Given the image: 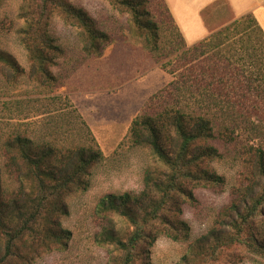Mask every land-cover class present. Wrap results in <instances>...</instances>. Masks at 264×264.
Segmentation results:
<instances>
[{
  "label": "trees",
  "instance_id": "obj_1",
  "mask_svg": "<svg viewBox=\"0 0 264 264\" xmlns=\"http://www.w3.org/2000/svg\"><path fill=\"white\" fill-rule=\"evenodd\" d=\"M114 1L131 13L136 34L145 39L154 55L159 60L167 58L158 22L147 16L146 8L142 10L148 0ZM165 8L175 23L166 4ZM55 13L81 28L87 54L101 56L109 40L92 16L72 0H24L21 33L32 62V76L41 82L55 79L50 67L62 53L48 31ZM176 30L182 36L178 27ZM171 55L174 57L163 64V69L173 79L150 97L129 132L132 146L149 148L168 170L158 177L153 170L147 171L140 193L108 194L100 202L101 213H115L134 226L127 238L114 226L105 230V241L123 252L121 264H135L140 243L146 238L156 240L157 235L150 231L154 222L162 223L169 237L181 239L167 212L181 211L180 197L194 198L189 184H222L224 177L203 164L223 160L233 146H240L234 160L240 163L243 178L239 200L245 206L238 213L244 221L264 215V106L258 100L249 106L243 99L223 96L230 83H237L233 90L243 86L245 62L254 68L252 75L256 76L249 79V89L261 91L263 28L252 14H246L192 46L188 47L183 37ZM0 73L9 82L18 81L25 75V68L10 52L0 50ZM256 82L259 84L254 86ZM243 131L261 135V141L255 143V137L247 144L241 142ZM3 146V167L16 187L4 186L0 165V264H29L43 250L66 246L71 232L59 221L68 213L64 199L73 191L87 188L85 176L100 162L102 152L93 145L60 147L21 134L10 137ZM178 223L185 230L186 223ZM212 236L218 243L206 252L207 258H215L223 247L236 243L264 255V244L254 236L237 235L228 241ZM198 250L200 254L203 251L202 247Z\"/></svg>",
  "mask_w": 264,
  "mask_h": 264
},
{
  "label": "rangeland",
  "instance_id": "obj_2",
  "mask_svg": "<svg viewBox=\"0 0 264 264\" xmlns=\"http://www.w3.org/2000/svg\"><path fill=\"white\" fill-rule=\"evenodd\" d=\"M72 3L87 11L109 40L101 56L89 55L84 50L81 28L61 14H53L48 31L62 53L50 67L55 79L41 82L32 76V62L21 33L25 25L20 16L24 0H0V50L10 52L25 68V75L18 81L9 82L0 73V165L3 167L5 161L4 143L17 134L60 147H98L102 159L85 176L87 188L73 191L64 199L68 213L59 221L71 232L66 246L43 250L29 264H121L123 252L116 244L105 241V230L114 226L127 238L134 226L115 213H101L100 202L108 194L140 193L145 188L147 171L153 170L158 177L168 170L149 148L132 146L129 132L133 119L146 108L150 97L173 79L163 64L174 57L171 54L184 36L181 31L179 36L178 25L172 22L165 1L148 0L142 10L146 8L147 16L158 22L161 47L167 56L159 60L145 39L136 34L131 13L114 0ZM205 18L217 25L210 27L216 31L233 19L232 9L225 1H218L206 10ZM245 64L243 86L233 90L237 83L234 87L230 83L223 96L243 99L249 106L258 100L264 106V85L260 92L249 89V79L256 76L254 72L252 75L254 68ZM84 105L89 118L80 112ZM255 137V143H259L262 136L248 131H243L240 138L247 144ZM239 148L231 147L223 160L203 164L224 177L222 184H189L194 198L180 197L181 211L167 212L181 239L169 237L163 224L154 222L150 231L157 238H146L140 243L135 264H264V255L237 243L223 247L215 258L204 256L218 243L213 234L225 241L237 235H251L264 244V215L244 221L238 213L245 206L239 200L242 168L234 160ZM3 184L6 188L16 187L4 167ZM179 220L186 223L185 230Z\"/></svg>",
  "mask_w": 264,
  "mask_h": 264
},
{
  "label": "crops",
  "instance_id": "obj_3",
  "mask_svg": "<svg viewBox=\"0 0 264 264\" xmlns=\"http://www.w3.org/2000/svg\"><path fill=\"white\" fill-rule=\"evenodd\" d=\"M164 1L168 5L172 16L185 40L192 45L210 36L214 32L210 27H216L217 25L208 23L206 21L205 12L210 6L218 1H225L230 5L233 14V19L230 22L246 14H252L264 30V0ZM86 108L87 107L84 105L80 112L84 117L89 118V116L85 114Z\"/></svg>",
  "mask_w": 264,
  "mask_h": 264
}]
</instances>
